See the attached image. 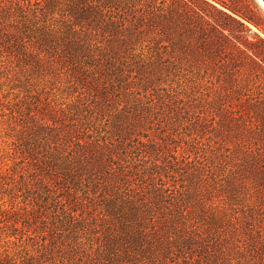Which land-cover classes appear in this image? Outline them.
<instances>
[{
	"label": "trees",
	"instance_id": "1",
	"mask_svg": "<svg viewBox=\"0 0 264 264\" xmlns=\"http://www.w3.org/2000/svg\"><path fill=\"white\" fill-rule=\"evenodd\" d=\"M245 27L209 0H0V264H264ZM228 45L211 90L191 65Z\"/></svg>",
	"mask_w": 264,
	"mask_h": 264
},
{
	"label": "rangeland",
	"instance_id": "2",
	"mask_svg": "<svg viewBox=\"0 0 264 264\" xmlns=\"http://www.w3.org/2000/svg\"><path fill=\"white\" fill-rule=\"evenodd\" d=\"M214 3L218 8L223 9L227 13L233 15L234 17L240 19L244 22L247 29V35L251 41L254 43V48L259 52L260 56L264 58V7L258 0H209ZM230 29L239 32L240 27H237L235 23H230L228 25ZM196 57V61L192 63L195 70L203 76H206L207 83L211 90H220L222 86H234L233 74L240 67L233 62L232 56H235L236 51L233 46H224L221 50L211 51V56L203 59V55L206 52L203 48L199 49V53ZM264 60V59H263ZM263 69L264 64L262 62ZM261 72V80L256 82L254 86L251 87V91H255V95L250 96L249 99L253 98L262 103L264 108V70H259ZM263 71V72H262ZM258 84V88L257 87ZM256 88V89H255ZM218 94V93H216ZM227 101H247L246 96H242L239 93H235L231 96L225 97ZM248 99V100H249Z\"/></svg>",
	"mask_w": 264,
	"mask_h": 264
},
{
	"label": "bare ground",
	"instance_id": "3",
	"mask_svg": "<svg viewBox=\"0 0 264 264\" xmlns=\"http://www.w3.org/2000/svg\"><path fill=\"white\" fill-rule=\"evenodd\" d=\"M261 4H262V6L264 7V3L261 1V0H258Z\"/></svg>",
	"mask_w": 264,
	"mask_h": 264
},
{
	"label": "water",
	"instance_id": "4",
	"mask_svg": "<svg viewBox=\"0 0 264 264\" xmlns=\"http://www.w3.org/2000/svg\"><path fill=\"white\" fill-rule=\"evenodd\" d=\"M264 3V0H261Z\"/></svg>",
	"mask_w": 264,
	"mask_h": 264
}]
</instances>
